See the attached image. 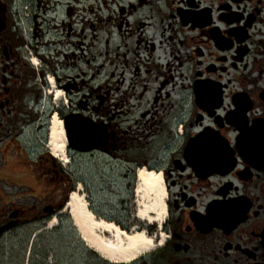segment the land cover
Wrapping results in <instances>:
<instances>
[{
  "label": "flooded vegetation",
  "instance_id": "obj_1",
  "mask_svg": "<svg viewBox=\"0 0 264 264\" xmlns=\"http://www.w3.org/2000/svg\"><path fill=\"white\" fill-rule=\"evenodd\" d=\"M49 75L75 95L69 113L105 129L88 154L121 162L116 151L148 129L178 142L124 160L161 174L166 211L162 244L130 264H264V0H0V167L29 163L31 181L71 188L24 139ZM202 134L224 144L188 146ZM63 199L3 216L0 228L12 225L0 239ZM34 254V264L61 258L47 242Z\"/></svg>",
  "mask_w": 264,
  "mask_h": 264
},
{
  "label": "rangeland",
  "instance_id": "obj_2",
  "mask_svg": "<svg viewBox=\"0 0 264 264\" xmlns=\"http://www.w3.org/2000/svg\"><path fill=\"white\" fill-rule=\"evenodd\" d=\"M67 74L68 72L57 70V76L63 77ZM68 75L72 74L69 72ZM31 86L33 85L31 84ZM31 86L29 92L32 95L37 89L36 85L33 86L35 88ZM58 89L62 90L64 94L61 99L59 98L55 102L56 104L48 87L43 86L40 90L41 95L33 109L35 116H38L24 135L26 144L28 142L31 146L30 159H34L37 153L47 152L44 145L47 139L49 119L53 113H56L63 124L60 114L71 112L70 98L74 105L75 95L68 96L64 89ZM180 95L179 92L175 97ZM169 118L170 116L167 117V120ZM166 122L164 119L163 129H165ZM38 127H40V131L36 130ZM148 130L144 133H138L137 129L132 130L133 133L137 132L138 134L131 135L134 144L127 147L126 150L122 148V150L116 151L115 157L121 159V162L100 153L82 155L69 149L67 151L70 163L67 166L63 167L59 161L51 158L70 177V185L73 186V190L76 187L74 182L82 183V192L86 195V200L97 217L112 222L127 234L143 232L146 237L154 240L158 237L157 233L161 227L159 210L164 197L159 188H149L146 184L142 186L135 175L138 168L136 169L134 164H124V160L135 162H141L144 159L153 160L154 156L158 155L157 150L160 145H166L169 140L171 144H178V142L173 138L168 140L164 134L148 136ZM126 136L127 133L124 137ZM5 160L11 161L12 159L8 156ZM22 163L25 162L22 161ZM29 167V163L19 165L16 162H10L9 165L5 164L4 167H0V177L3 178V180L0 179V218L13 214L17 209L29 210L33 204L37 206L58 204L61 201L60 197L64 198L68 189L72 190L69 187L60 189V185L55 181L45 184L37 177L36 180L31 181ZM53 217H56V227L47 230V223ZM106 235L115 236V234L110 235L109 232H106ZM42 242H47L50 249L61 257L57 264H111L82 244L66 212L56 213L44 220H36L28 216L24 225L3 235L0 239V258L2 259L0 264L8 263L11 256L21 257L17 258L20 264H34V253L36 250L42 249ZM21 244L24 245L19 248L18 245ZM158 244V241H153L154 249ZM37 245L40 248H36ZM20 249H23V253H19ZM28 251H30L29 254H27Z\"/></svg>",
  "mask_w": 264,
  "mask_h": 264
},
{
  "label": "bare ground",
  "instance_id": "obj_3",
  "mask_svg": "<svg viewBox=\"0 0 264 264\" xmlns=\"http://www.w3.org/2000/svg\"><path fill=\"white\" fill-rule=\"evenodd\" d=\"M34 64H36V62L34 63L33 61V65ZM48 82L55 103L59 98L61 99L64 92L56 88L54 79L51 76ZM46 138L44 147L47 152L51 157L61 162L63 166H67L70 161L66 153L67 142L65 132L62 121L57 117L55 112L49 119ZM135 175L142 186L146 184L149 188H159L161 194L164 195L162 176L160 173L142 167L136 170ZM164 202L163 200L161 201L159 210L160 226L165 220L166 211ZM64 212L68 214L82 244L111 264H129L138 259L141 255L153 251L154 249V240L146 237L145 233L136 232L127 234L112 222L97 217L95 213L90 210L86 195L82 192V187L79 183L76 184V189L70 193L68 202L61 214ZM47 224V230L56 227V217H53ZM106 232H109L110 235L115 234V236L111 235L109 237L106 235ZM161 242L162 239L158 246L162 244Z\"/></svg>",
  "mask_w": 264,
  "mask_h": 264
},
{
  "label": "water",
  "instance_id": "obj_4",
  "mask_svg": "<svg viewBox=\"0 0 264 264\" xmlns=\"http://www.w3.org/2000/svg\"><path fill=\"white\" fill-rule=\"evenodd\" d=\"M63 128L65 132L66 142L68 148L73 151L80 153H88L92 150L97 149L100 142L106 140L105 129L103 125H96L89 118L78 115V113H70L62 117ZM209 139L206 134L192 139L188 142L189 145H203L209 143ZM221 144L224 143L218 138L215 137V141L210 142V144ZM200 155L206 154V151L199 152ZM203 160V158H201ZM68 199V197L66 198ZM67 201H64L63 204L58 206L59 210L65 208ZM12 223H9L0 228V233L10 229Z\"/></svg>",
  "mask_w": 264,
  "mask_h": 264
},
{
  "label": "trees",
  "instance_id": "obj_5",
  "mask_svg": "<svg viewBox=\"0 0 264 264\" xmlns=\"http://www.w3.org/2000/svg\"><path fill=\"white\" fill-rule=\"evenodd\" d=\"M68 191H69V190H68ZM68 191H67V192H68Z\"/></svg>",
  "mask_w": 264,
  "mask_h": 264
}]
</instances>
